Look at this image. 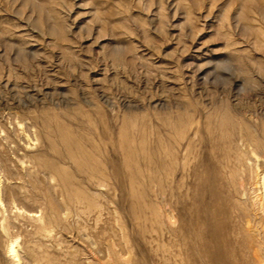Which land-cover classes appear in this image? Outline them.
<instances>
[{"label":"rangeland","instance_id":"374dc122","mask_svg":"<svg viewBox=\"0 0 264 264\" xmlns=\"http://www.w3.org/2000/svg\"><path fill=\"white\" fill-rule=\"evenodd\" d=\"M178 102L198 170L214 109L264 128V0H0V264H205L174 236ZM240 233L228 264H264Z\"/></svg>","mask_w":264,"mask_h":264},{"label":"bare ground","instance_id":"6f19581e","mask_svg":"<svg viewBox=\"0 0 264 264\" xmlns=\"http://www.w3.org/2000/svg\"><path fill=\"white\" fill-rule=\"evenodd\" d=\"M201 93L205 91L201 90ZM177 109L181 112L177 118L179 124L174 129L176 135L179 139L182 137L184 130L181 128V121L185 118V113L189 115L187 124L191 133L185 145L180 143L177 146L180 158L175 162L178 169L174 236L179 246H187L189 255H185L188 260L194 258L205 264H228L227 258L231 257L232 245H240L244 240L240 237V232H255L258 238L251 236L254 248L249 247L250 245L248 248L252 250L251 257L253 255L258 259L259 251H264V128L245 124V117L239 116L240 114L237 115L243 118L240 123L224 118L221 110L214 109L205 118V145L208 154L203 157V170H198L196 165L191 164L188 155L194 145L192 140L198 134L199 122L191 117V111L182 102H178ZM37 135L31 134V131H23L15 137L18 143L22 142V146L29 148L33 141H37ZM10 143L15 144V141L11 140ZM12 148L11 153L15 157L18 144ZM2 149L0 147V164L3 165L2 157L6 154ZM35 150L38 151L37 148ZM30 159L27 154L15 158L22 166L26 164L34 170H44V166L41 167ZM0 204L2 205L1 199ZM17 246V242L12 241L8 255L15 264H21ZM241 258L245 261V257Z\"/></svg>","mask_w":264,"mask_h":264}]
</instances>
